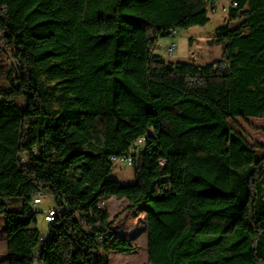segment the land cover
Segmentation results:
<instances>
[{"label": "trees", "instance_id": "16d2710c", "mask_svg": "<svg viewBox=\"0 0 264 264\" xmlns=\"http://www.w3.org/2000/svg\"><path fill=\"white\" fill-rule=\"evenodd\" d=\"M221 1L0 0L15 61L0 87L9 264H112L138 250L115 228L141 209L146 264H264V156L229 124L264 118V0H233L215 33L221 60L154 53L172 30L209 24ZM140 138L123 185L111 160ZM42 198L58 210L45 234ZM111 198L128 202L114 219Z\"/></svg>", "mask_w": 264, "mask_h": 264}, {"label": "rangeland", "instance_id": "374dc122", "mask_svg": "<svg viewBox=\"0 0 264 264\" xmlns=\"http://www.w3.org/2000/svg\"><path fill=\"white\" fill-rule=\"evenodd\" d=\"M231 3L229 0L221 1L216 6L215 11L209 12L210 22L205 27H193L189 30H182L174 38H161L158 40L154 53L162 56L168 62H186L196 65H208L224 56L223 46L216 44V30L224 26L229 17ZM176 45L175 56L168 59L166 50L170 43ZM15 61L12 53L0 39V87H8L9 72ZM230 126L245 140L256 148L259 156H264V150L259 149L264 145V118H236L229 121ZM113 180L123 185H131L135 182L134 169L132 167L117 166L112 175ZM21 203L15 201L13 208L19 209ZM52 206L49 198H42V204L35 207L36 210L45 214ZM128 207L126 200L111 198L106 202L111 218L121 214ZM38 229L42 234L47 232L48 225L44 221V215L38 217ZM116 234L127 239L138 250L133 254L111 253L112 264H146L148 262V235H147V215L143 209L134 212L124 213L115 228ZM0 264H9L7 235L5 231V221L0 218Z\"/></svg>", "mask_w": 264, "mask_h": 264}, {"label": "built area", "instance_id": "2783aa9c", "mask_svg": "<svg viewBox=\"0 0 264 264\" xmlns=\"http://www.w3.org/2000/svg\"><path fill=\"white\" fill-rule=\"evenodd\" d=\"M231 5L234 4L233 0H229ZM218 5V4H217ZM235 5V4H234ZM216 7L211 9V11H215ZM171 37L170 38H174L175 36H177L179 34L178 31L176 30H172L170 32ZM175 51H176V45L171 42L170 45L168 46L167 50H166V56L168 59H172L175 56ZM145 146V140L143 138H140L137 140V142L131 146L130 148V152L122 157H113L112 158V164L114 165V167L117 166H126V167H132L134 164V156L137 155ZM51 202H52V206L46 211V213L44 214V218L46 222H53L58 214V210L57 207L54 204V200L52 198H50ZM35 204L39 205L42 204V200L40 199H36L35 200ZM100 207H104L105 206V202L102 201L99 204Z\"/></svg>", "mask_w": 264, "mask_h": 264}]
</instances>
